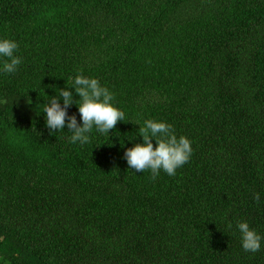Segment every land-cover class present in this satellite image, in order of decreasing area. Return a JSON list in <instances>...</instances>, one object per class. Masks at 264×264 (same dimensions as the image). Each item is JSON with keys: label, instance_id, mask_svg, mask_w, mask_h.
Segmentation results:
<instances>
[{"label": "trees", "instance_id": "16d2710c", "mask_svg": "<svg viewBox=\"0 0 264 264\" xmlns=\"http://www.w3.org/2000/svg\"><path fill=\"white\" fill-rule=\"evenodd\" d=\"M0 37V264H264V0H0ZM81 72L125 121L72 144L42 111ZM146 119L192 141L175 176L123 158Z\"/></svg>", "mask_w": 264, "mask_h": 264}, {"label": "clouds", "instance_id": "9594fccd", "mask_svg": "<svg viewBox=\"0 0 264 264\" xmlns=\"http://www.w3.org/2000/svg\"><path fill=\"white\" fill-rule=\"evenodd\" d=\"M18 48L16 40L0 37V73L11 74L18 70L22 64L21 57L16 54ZM49 87L55 89L56 95H47L42 111L45 127L51 134L67 128L71 133L69 142L72 144L88 143L93 128L98 133L109 134L116 129L119 121H125V112L113 102L114 94L97 78L85 76L81 72L75 75L71 86L66 80L65 87ZM73 89L79 99H75ZM74 103L78 107L79 119L75 113H69ZM134 123L140 125L138 136H142L143 142L126 147L123 158L129 169L135 173L150 170L153 179L159 176L161 170L169 176H175L177 169L186 164L192 155V141L185 135L178 136L173 125L166 121L146 119L143 123ZM121 145L124 146L125 141ZM254 199L259 203L260 193H255ZM235 228L239 231L241 245L246 252L255 253L264 246V235L252 228L247 220L237 221Z\"/></svg>", "mask_w": 264, "mask_h": 264}]
</instances>
